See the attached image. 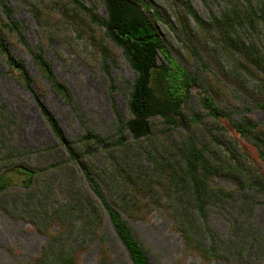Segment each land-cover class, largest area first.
I'll use <instances>...</instances> for the list:
<instances>
[{
  "label": "trees",
  "instance_id": "1",
  "mask_svg": "<svg viewBox=\"0 0 264 264\" xmlns=\"http://www.w3.org/2000/svg\"><path fill=\"white\" fill-rule=\"evenodd\" d=\"M81 1L49 0L47 11L41 0H23V4L41 29L54 20V26L59 24L54 17L58 11L67 19L86 20L84 24L91 30L102 29L103 38L122 52L136 78L127 102L130 118L126 122L116 118L114 137L101 136L85 127L77 140L66 138L52 114L37 100L31 86L33 80L22 61L11 53L6 36L17 38L41 77L84 125L75 99L70 89L57 80L41 49H33L26 41L24 26L12 19L10 4L0 0L3 16L0 56L9 75L20 81L36 100L41 117L65 154L62 158L53 156L43 166L33 164L31 159L36 151L15 146L17 118L0 103V194L6 195L14 189L10 195L13 215L20 218L28 215L35 230L45 237L39 255L29 264H82L83 256L92 248L96 249L94 264H118L111 253L112 240L123 246L128 257L126 264H151L122 212L131 220L145 221L152 211L171 218L172 230L181 239L183 254L198 257L202 264L215 260L232 264V258L236 264H247L242 257L243 247L248 245L253 252L261 249L257 229L241 228V233L229 237L222 247L224 241L208 225V210L209 206L218 207L234 199L233 191L214 185L216 178L234 180L240 194L245 189L264 194V174L254 166L246 171L248 154L232 144H222L211 133V145H208L198 143L190 135L176 137L172 130L185 125L193 90H197L195 93L206 116L226 123L253 146L262 161L264 126L254 123L251 108L244 107V116L235 118L232 111L220 109L209 93L201 90L198 76L190 74L173 58L158 27L163 22L162 12L151 0H100L105 16ZM223 1L221 10L205 21L187 0H182L184 11L177 21L182 24L183 33H198L200 39L214 46L211 60L223 83L237 87L256 102V107L264 110V44L258 37L264 32V0ZM42 12H45L44 18ZM188 18L195 25V33H188L184 23ZM212 29L217 30L216 35L211 34ZM215 49L227 59L229 71L219 66ZM100 57L103 61L108 58L103 52ZM103 69L108 74L106 64ZM211 92L220 94L217 88ZM201 120L200 114H193L192 121ZM156 122L163 131L169 130L162 137L154 132L158 127ZM128 134L132 141H125ZM100 148L107 152L108 161L95 168L89 164L88 156ZM112 197L116 198L118 209L112 205ZM241 197L242 206L248 207V196ZM1 207L6 209L2 201ZM107 220L110 227L105 228ZM198 231L204 233L207 244L198 238Z\"/></svg>",
  "mask_w": 264,
  "mask_h": 264
},
{
  "label": "rangeland",
  "instance_id": "2",
  "mask_svg": "<svg viewBox=\"0 0 264 264\" xmlns=\"http://www.w3.org/2000/svg\"><path fill=\"white\" fill-rule=\"evenodd\" d=\"M12 8V19L23 24L24 37L33 48H40L46 60L51 64L55 77L66 85L76 102L78 116L84 122L80 124L76 115L68 107L66 102L52 89L49 82L41 77L39 70L34 65L31 56L23 45L17 41L14 35H5L9 43L8 47L13 56L22 61L27 74L32 78V88L37 94V100L54 117L66 138L77 140L84 133V128L101 136L114 137L116 133V118L126 122L130 115L127 110L128 96L132 82L136 75L130 69L120 50L116 49L109 41L103 38V30L93 28L91 30L78 18L67 19L60 12L55 11L56 23L51 22L44 29L33 14L23 4V0H4ZM162 12L163 22L158 24L159 30L169 44L173 58L183 66L190 74L199 78L202 91H207L214 99V104L220 109L232 111L235 118L244 116V107L251 108L250 116L257 125L264 126V110L256 107V102L247 94L230 83H223L218 74V68L211 60V49L214 46L207 40L200 39V35H186L181 31L179 22L184 11L182 0H151ZM46 11L50 9L49 0H41ZM45 2V3H44ZM86 6H93L97 13L105 16L104 7L100 0H82ZM191 7L205 21L223 7V0H187ZM46 4V5H45ZM44 18L45 12H42ZM40 16V19L42 18ZM0 10V22L2 20ZM177 18L179 19L177 21ZM185 25L189 28V34L196 32L191 19H185ZM211 34L216 35L217 30L212 29ZM264 44V32L258 36ZM203 41V45H201ZM217 50L219 66L224 71H229L227 59ZM197 51V52H195ZM106 53L107 60L103 61L100 53ZM195 52V53H193ZM160 59L163 58L160 56ZM107 65L108 74L103 69ZM204 64V66H203ZM218 75V76H217ZM216 80L219 81L217 83ZM248 85L251 83L248 82ZM212 88L220 92L214 95ZM193 90L185 113V125H179L172 131L174 136L190 135L198 143L211 145L210 133L222 144L234 145L241 152L249 156L244 169L256 167L264 174V161L256 154L253 146L243 140L226 123H219L206 116V111L201 107ZM0 103L6 105L8 111L17 118L15 146L36 151L31 162L37 166H43L52 160L53 156L62 158L64 150L57 145L52 132L41 117L37 102L27 88L9 75V70L0 56ZM198 113L202 118L199 122L192 121L193 114ZM155 134L162 137V127L158 122ZM225 131H224V129ZM125 141H132L128 134ZM214 143V142H213ZM49 147V148H48ZM213 149L215 146L212 147ZM54 149L53 152H49ZM93 152V151H92ZM91 152V153H92ZM88 156V162L95 168L106 165L107 152L100 148ZM252 170V169H251ZM73 174H76L73 171ZM84 185L86 183L84 182ZM215 186H223L233 191V201L223 202L218 207L209 206L208 225L217 234L218 239L225 242L241 233V228L251 227L257 229L261 236V249L253 252L248 245L243 247V261L247 264H264V194H258L254 190L245 189L239 193L234 180L218 177L214 181ZM12 189L6 195L0 194L3 207L0 208V264H29L36 256L45 242V237L38 233L30 222V217L24 218L13 215ZM242 194H246L249 206H242ZM114 207H117L116 198H110ZM124 220L130 227L133 235L146 251L151 264H202L194 255H185L182 252V242L177 233L172 230V220L163 216L158 211H152L147 220H131L123 214ZM110 227L109 220L105 228ZM234 231V232H233ZM198 238H204V233L198 231ZM204 243L208 241L203 239ZM111 253L118 264L128 263V257L123 246L116 240L110 243ZM96 261V249L92 248L82 258V264H94ZM232 264H236L234 258ZM208 264H225L222 260L211 261Z\"/></svg>",
  "mask_w": 264,
  "mask_h": 264
}]
</instances>
